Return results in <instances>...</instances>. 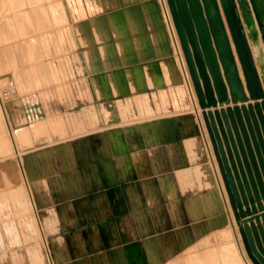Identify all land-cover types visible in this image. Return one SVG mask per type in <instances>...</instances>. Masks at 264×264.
Listing matches in <instances>:
<instances>
[{
	"label": "rangeland",
	"instance_id": "374dc122",
	"mask_svg": "<svg viewBox=\"0 0 264 264\" xmlns=\"http://www.w3.org/2000/svg\"><path fill=\"white\" fill-rule=\"evenodd\" d=\"M70 1L18 0V7L12 6V0L0 1V58L5 61L0 59V65L4 63V67H0V93L12 127L27 130L30 135L19 152L28 163L37 215L56 264H104L106 258L120 264L122 258H131L130 246H137L139 250V256L133 260L138 262L143 258L144 264H189V258L206 256L213 245L219 258H226L228 252L222 250L224 243L219 244V232L220 228L229 229L232 224L225 208L207 211L205 198L217 194V190L201 184L204 175L197 172L207 165V172L212 174L193 110L194 94L187 90L180 98L175 85L164 79L160 62L165 55L154 53L143 60L135 57L125 63H119L118 55L111 58V62L118 60V66L104 67L103 58L98 54L100 45L114 44L124 37L110 33L102 38L98 31L86 27L92 20H106L128 3L136 4L141 0ZM74 6L77 9H73ZM54 11L60 13L59 16ZM145 30L150 33L153 28L148 26ZM128 35L133 41L136 31L129 28ZM248 42L253 54L254 42L250 37ZM152 60L161 83L151 85L145 70L150 72L154 67ZM136 64L145 75L143 86L134 85V91L128 83L125 90L113 92L112 73L118 70L126 73ZM104 77L107 87L103 84ZM188 79L194 93L191 77ZM135 93H146L150 100L148 106L137 104ZM161 97L168 104L162 103ZM173 97L178 101L174 103ZM118 100L126 103V108L124 105V108L116 107ZM122 110L124 114L127 111L125 115ZM120 114L125 117L122 119ZM171 124L172 128L167 130ZM1 129L3 134V127ZM185 141L190 142L191 147ZM0 145L5 147L0 150V264H47L41 256L43 237L40 238L36 229L35 215L29 208L24 188L5 190L6 183L16 186L20 180L12 153L1 142ZM211 179H214L213 174ZM194 201L198 211L201 209L199 217L198 211L190 210V203ZM219 216L224 219L219 220ZM223 237L228 238L227 232ZM147 245L153 246L158 256L156 261L149 259ZM37 254H41L39 258ZM82 258L92 259L89 263ZM224 261L227 262H221Z\"/></svg>",
	"mask_w": 264,
	"mask_h": 264
},
{
	"label": "water",
	"instance_id": "95a60500",
	"mask_svg": "<svg viewBox=\"0 0 264 264\" xmlns=\"http://www.w3.org/2000/svg\"><path fill=\"white\" fill-rule=\"evenodd\" d=\"M167 2L244 250L264 264V62L245 28L256 37V20L264 44V0Z\"/></svg>",
	"mask_w": 264,
	"mask_h": 264
},
{
	"label": "bare ground",
	"instance_id": "6f19581e",
	"mask_svg": "<svg viewBox=\"0 0 264 264\" xmlns=\"http://www.w3.org/2000/svg\"><path fill=\"white\" fill-rule=\"evenodd\" d=\"M1 1V0H0ZM101 1V0H100ZM124 1H127V0H124ZM135 1V0H134ZM96 2V1H95ZM98 2V1H97ZM115 2V1H114ZM93 3V2H92ZM91 3V4H92ZM110 3V2H109ZM100 5V3H99ZM98 5V6H99ZM111 5V4H110ZM88 6V5H87ZM112 6V5H111ZM125 6V5H124ZM82 7V6H81ZM97 7V6H96ZM100 7V6H99ZM106 7V6H105ZM2 8V7H1ZM84 8V7H83ZM93 9V7H91ZM95 8V7H94ZM101 8V7H100ZM114 8V7H112ZM52 9V8H51ZM75 9V8H73ZM87 9H89L87 7ZM91 9V10H92ZM1 10V9H0ZM54 10V8H53ZM57 10V9H56ZM81 10V9H80ZM85 10V9H83ZM95 10H97L95 8ZM100 10V9H99ZM52 11V10H51ZM58 11V10H57ZM90 10H88L89 12ZM101 11V10H100ZM55 13H57V15L59 16L58 12L54 11ZM91 12H94L91 11ZM108 12V11H106ZM54 13V14H55ZM99 13V11H98ZM102 13V12H101ZM87 14V13H86ZM85 14V15H86ZM95 14V13H94ZM56 15V16H57ZM84 15V14H83ZM84 15V16H85ZM91 15V13H90ZM83 18V17H82ZM223 18H224V21H225V17L223 15ZM60 19V17H59ZM58 19V22L61 21ZM90 20V19H89ZM92 20V19H91ZM100 21L99 22H95V20H92V22L88 23L86 25V27L88 29H91L92 31H95L99 34V36L101 35L102 38H106L107 36H109L110 33H114L116 36H118V38H122L124 37V39H120V41L114 43V44H106V45H100L101 47L99 48V56L101 58H103V65L104 67H108L110 65H117L118 64V60L116 61H113L111 62V58L112 57H118L119 55V63L120 61L122 62H128L129 60H133L135 57H140L142 58H145L147 56H150L152 54H157L158 56L160 55H165L166 57L161 60L160 62V65L162 68V72H163V76H164V79L167 81V82H171L173 83L176 87V90H177V93L179 94V96H185L186 93H187V90L191 93V94H194V97L196 99V101H194L195 104L194 107H193V110H194V113H195V117H196V120L198 122V126L200 127L201 129V132H202V136H203V139L205 141V144H204V141H203V144L204 146L206 145V148H207V152L208 153V156H209V166L211 167L212 169V174H213V180L211 179L212 177V174L211 173H208L207 172V165H204L201 167V169H199V175L200 173L204 176V179H200V182H202L201 184L205 183L206 185L208 184L209 187H216V192L217 194H213L212 196L211 195H208L207 197L205 198V202H206V207H207V211L211 210L213 212L217 211L218 209H222V211L225 210L227 211V214H228V217H229V220L232 224V227H230L229 229L226 228H220V239H219V244H223L224 247L222 250H225L228 252V255L226 258H219V255H218V251L216 250V247H214L213 245V248H210L208 249V253L206 256H200L198 258H189V264H252L251 261L249 260V258L247 257L246 255V252L244 250V247H243V243H242V240H241V236H240V233L238 231V226L236 224V221L234 219V215H233V212H232V208H231V205H230V202H229V198H228V195H227V192H226V189H225V186H224V183H223V179H222V176H221V173H220V170H219V166H218V163H217V160H216V156H215V153H214V150H213V146H212V142H211V139H210V136H209V133H208V130L206 128V125H205V122H204V119H203V116H202V109L200 108L199 104H198V99H197V96H196V92L193 93V90H192V87L191 85L189 84V77H190V73H189V70H188V66H187V63H186V60H185V57H184V53H183V50H182V46H181V43H180V40H179V37H178V34H177V31H176V28H175V25H174V22H173V19H172V15H171V12H170V9H169V6H168V2L167 0H141L139 3H128V5H126V7L124 9H121V10H118V11H115L113 13H111L110 15H108L107 19L106 20H103L102 18L99 19ZM255 21V28H256V34L257 36L254 37L252 34H251V31L249 30V28L246 26V30H247V33H249L248 37H250L253 42H254V52H253V57H254V60L256 62V65H257V69L258 71L260 72L261 71V64L264 62V44H263V41L261 39V36H260V30H259V27H258V24ZM81 23V22H80ZM147 23L149 24L148 26H151L153 28V30L148 33L145 29L147 26ZM82 24V23H81ZM82 28V26H81ZM131 28V30H135L136 31V35H135V38H133L134 40L132 41L130 38H129V35H128V29ZM150 28V27H149ZM83 29V28H82ZM83 31V30H81ZM94 33V32H93ZM85 35V34H84ZM87 36V35H86ZM83 37V36H82ZM97 37V36H96ZM88 39V38H87ZM97 39V38H96ZM94 39V40H96ZM85 40V39H84ZM83 40V42H84ZM99 40V39H98ZM96 40V41H98ZM86 41V40H85ZM89 42H92L91 40L88 39ZM88 41L86 43H88ZM102 41V39H101ZM95 42V41H94ZM92 44V43H90ZM87 45V44H86ZM231 46H232V49L235 53V49H234V44H233V41L231 40ZM98 47V46H97ZM89 48V47H88ZM87 48V49H88ZM86 49V50H87ZM85 50V51H86ZM90 50V48H89ZM90 52V51H89ZM88 52V54H89ZM86 53V52H85ZM85 53H84V57H85ZM87 54V53H86ZM87 56V55H86ZM90 56V55H89ZM3 57V56H2ZM1 61L2 58H0ZM91 59V58H90ZM92 60V59H91ZM88 61V60H87ZM86 61V62H87ZM236 61H237V64H238V67H239V71H240V76L241 78L243 79L244 81V77H243V72L241 70V66H240V62L238 60V57L236 56ZM5 62V61H3ZM117 62V63H116ZM2 63V62H1ZM13 63V62H12ZM89 63V62H88ZM116 63V64H115ZM4 63H2L1 65L3 66ZM151 64L152 66H154L150 72L147 71V69L145 70V74L148 78V81L149 83H156V84H159L161 83V77L158 75L157 71L154 69L155 68V63L154 61L152 60L151 61ZM0 65V67H1ZM89 65V64H88ZM118 66V65H117ZM4 67V66H3ZM113 67V66H112ZM91 67H89L88 69H90ZM105 69V68H104ZM107 69V68H106ZM103 70V69H102ZM90 72V70H89ZM2 74V73H0ZM183 76H182V75ZM1 76V75H0ZM3 76V75H2ZM5 76V75H4ZM144 72H142V69L141 67L136 64L134 65L133 67H131L130 69H127L126 70V73L122 70H118V71H114L112 73V76L110 77L111 79V86L113 85V92H117V91H122V90H125L127 88V85L129 83V85L131 86V88H133V90L135 91V87L134 85L136 84H139L140 86H143L144 84V80H145V77H144ZM1 78V77H0ZM6 78V77H5ZM146 78V79H147ZM4 79V78H3ZM7 79V78H6ZM184 79H185V83H184ZM192 80V79H191ZM8 81V80H7ZM110 81V80H109ZM166 82V83H167ZM1 83V82H0ZM95 83V82H93ZM8 84V83H7ZM98 84V82H97ZM103 84L107 87V84H106V79L105 77L103 78ZM186 84L187 87L184 85ZM95 85V84H94ZM147 85V84H146ZM149 85V84H148ZM152 85V84H151ZM162 85V84H161ZM1 86V84H0ZM12 86H13V83H12ZM145 86V85H144ZM169 86V85H168ZM16 87V86H15ZM151 87V86H150ZM156 87V86H155ZM130 88V87H129ZM130 88V89H131ZM142 88V87H140ZM168 88V87H167ZM112 89V88H111ZM161 89V88H159ZM171 89V88H170ZM88 90V89H87ZM139 90V89H138ZM142 90H144V88H142ZM173 90V89H172ZM11 91V90H10ZM96 91V89H95ZM98 91V90H97ZM164 91V89H163ZM175 91V90H174ZM89 92V90H88ZM112 92V93H113ZM161 92V91H160ZM176 92V91H175ZM97 93V92H95ZM163 93V92H162ZM164 93H166L164 91ZM171 93V91L169 92ZM90 94V93H89ZM155 94V93H154ZM173 94V92H172ZM152 95V94H151ZM159 97H160V94H158ZM98 96V95H97ZM166 96V95H165ZM175 96V95H174ZM180 96V98H181ZM171 97V96H170ZM91 98V97H90ZM98 98V97H97ZM154 98V95L153 97ZM156 98V97H155ZM167 98V97H166ZM175 97H173L172 99L174 100ZM179 98V99H180ZM185 98V97H184ZM135 102L141 106H144V105H147L150 103V100L149 98L147 97L146 93H142V94H137L135 93ZM159 99V98H158ZM163 99V100H162ZM7 100V99H6ZM162 100V103L165 104V102L167 103V100H165L163 97H161ZM169 100V99H168ZM172 100V101H173ZM184 100V99H183ZM155 101V100H153ZM159 101V100H158ZM165 101V102H164ZM178 100H174V103L177 102ZM182 101V100H181ZM180 101V103H182ZM108 102V100H107ZM130 102V101H129ZM149 102V103H148ZM118 103H119V106H116V107H120L121 105V108H126L125 104L121 103L120 100H118ZM131 103V102H130ZM161 103V104H162ZM128 104V103H127ZM160 104V105H161ZM168 104V103H167ZM173 104V103H172ZM179 104V103H178ZM177 104V105H178ZM185 104V103H184ZM124 105V107H122ZM155 105V104H154ZM158 105V103H157ZM156 105V109H159L158 106ZM90 106V105H89ZM107 106V105H106ZM109 106V105H108ZM130 106V105H129ZM161 106H164V105H161ZM167 106V105H166ZM83 107V106H82ZM97 107V106H96ZM103 107V106H102ZM187 107V106H186ZM129 108V107H128ZM141 108V107H140ZM176 108V106H175ZM174 108V109H175ZM178 108V107H177ZM185 108V107H184ZM7 107H6V103L4 102V99L0 93V117H1V121L0 122L2 125H0V129L1 127L3 128H6L7 132H8V135L10 137V140H13L14 142L16 141V144H15V148L17 151H19L20 149V146L23 145L24 143H26L27 139H28V131L27 130H24V129H19V130H15L14 128L12 129V125H11V122L10 120L7 118ZM120 109V108H119ZM145 109H146V106H145ZM152 108H150L149 110H151ZM163 109V107H162ZM167 109V107H166ZM183 109V107H182ZM186 109V108H185ZM127 110V109H125ZM124 110V111H125ZM169 110V109H167ZM16 111V110H15ZM91 111V110H90ZM89 111V112H90ZM105 111V110H104ZM122 110V113L124 112ZM128 111V110H127ZM126 111V112H127ZM141 111V110H140ZM147 111H148V108H147ZM166 111V110H165ZM172 111V110H171ZM184 111V110H182ZM187 111V110H186ZM119 112V111H117ZM125 112V114H126ZM133 112V111H132ZM163 112V111H162ZM167 112V111H166ZM14 113V112H13ZM108 113V112H107ZM121 113V112H120ZM130 113V112H129ZM142 113V111L140 112ZM153 113V111H152ZM86 114V113H85ZM124 114V113H123ZM123 114L121 116H123ZM124 114V115H125ZM147 114V112H146ZM149 114V113H148ZM170 114V113H169ZM173 114V113H172ZM96 115V114H95ZM143 115V114H142ZM166 115V114H165ZM3 116V118H2ZM90 116V115H89ZM92 116H94L92 114ZM106 116V114H105ZM120 117V116H119ZM125 116L121 117L122 119L124 118ZM194 117V118H195ZM94 118V117H93ZM170 118V117H169ZM96 119V117L94 118ZM150 119V118H149ZM189 119V118H188ZM67 121V120H66ZM82 121V120H81ZM98 121V120H97ZM96 121V122H97ZM63 122V121H62ZM190 122V121H189ZM187 122V123H189ZM61 123V122H60ZM65 123V121H64ZM77 123V122H76ZM83 123V122H82ZM90 123V122H89ZM125 123V122H124ZM161 123V122H160ZM191 123V122H190ZM121 124V123H120ZM81 125V124H80ZM189 125V124H188ZM62 126L63 123H62ZM61 127V129H63V127ZM83 126V125H82ZM165 126L166 123H165ZM59 127V126H58ZM59 127V128H60ZM71 127V126H70ZM108 127V126H107ZM164 127V126H163ZM80 128V127H79ZM82 128V127H81ZM102 128V127H101ZM167 130L168 128H172V124L169 126V127H166ZM31 129V128H30ZM52 129V128H51ZM55 129V128H53ZM65 129V128H64ZM165 129V128H164ZM57 130V129H56ZM2 129L0 130V133H1ZM27 131V132H26ZM59 131V130H58ZM57 131V132H58ZM76 131V130H75ZM81 131V129H80ZM36 132H37V129H36ZM60 135L61 136V131H59ZM38 133V132H37ZM53 133H56L53 131ZM62 133H65L64 131ZM166 133V132H165ZM168 133V132H167ZM170 133V132H169ZM2 134V133H1ZM0 134V142L2 143V145H5L6 147L8 146V143L4 140V136ZM68 134V133H67ZM111 134V133H110ZM172 135V134H171ZM175 135V134H174ZM38 136V135H37ZM53 136V135H52ZM64 136V134H63ZM201 136V137H202ZM56 137V136H55ZM201 137H200V141H201ZM71 138V137H70ZM115 138V137H114ZM63 139V138H62ZM196 139V137H195ZM185 140V139H184ZM191 140V138H190ZM183 141V140H182ZM186 142V141H185ZM197 142V141H196ZM199 142V141H198ZM119 145H123L121 143V141H118ZM187 143H190V142H186V145ZM195 143V142H194ZM67 144V143H65ZM80 144V143H79ZM190 147H191V143L189 144ZM197 145V144H195ZM195 145H193L195 147ZM1 146V145H0ZM124 147V146H123ZM188 147V146H187ZM198 147V146H196ZM3 148L5 147H0V150H2ZM205 148V149H206ZM189 149V148H188ZM191 149V148H190ZM192 150V149H191ZM21 151V150H20ZM173 151V150H172ZM189 151V150H187ZM139 153V152H138ZM190 153V152H189ZM188 153V154H189ZM83 154V153H82ZM192 154V153H190ZM140 156V155H139ZM12 158V157H11ZM176 158V157H175ZM206 158V157H205ZM3 159V157L1 158ZM134 159V158H133ZM4 160V159H3ZM2 160V161H3ZM206 161V160H205ZM208 162V161H207ZM104 163V162H103ZM205 163V162H204ZM202 164V163H201ZM207 164V163H206ZM104 165V164H103ZM3 166V164H2ZM15 166L17 168V171H18V175H19V184L16 185V186H9L7 185L6 183V188H9L11 187L12 189H16V188H22L21 187V184L23 183L22 181H24V166H23V162H21V159H20V155L17 157V161H15ZM192 166V165H191ZM104 167V166H103ZM187 167V166H186ZM197 167V165L195 166ZM199 164H198V168H199ZM185 169V168H184ZM184 169H182L184 171ZM188 169V168H187ZM190 169V168H189ZM196 169V168H195ZM1 170V168H0ZM110 171V170H108ZM179 171V169H178ZM177 171V172H178ZM11 172V168H10V171ZM112 172V171H111ZM180 172H181V169H180ZM190 172V171H189ZM107 173V172H106ZM179 173V172H178ZM177 173V174H178ZM183 172H181L182 174ZM196 173V172H195ZM11 174V173H10ZM14 174V172H13ZM11 174V175H13ZM17 174V173H16ZM107 174H111L110 172H108ZM113 174V173H112ZM180 174V173H179ZM178 174V175H179ZM184 174V173H183ZM190 175V173H188ZM177 175V176H178ZM187 175V174H185ZM198 175V176H199ZM191 176V175H190ZM197 176V175H196ZM197 176V178H198ZM14 177V176H13ZM185 177V176H184ZM9 178V177H8ZM177 178V177H176ZM179 178H181V176L179 175ZM178 178V179H179ZM200 178V177H199ZM182 179V178H181ZM186 179V177H185ZM195 179V177H194ZM193 179V180H194ZM13 180V179H12ZM10 180V181H12ZM18 180V179H17ZM188 180V179H187ZM163 181V180H162ZM184 181V180H183ZM186 181V180H185ZM191 181V180H190ZM188 180V182H190ZM214 181V183H213ZM8 182V181H6ZM187 182V181H186ZM187 182V183H188ZM2 183V182H1ZM13 183V182H12ZM11 183V184H12ZM181 183V182H180ZM192 183V182H191ZM190 184V183H189ZM188 184V185H189ZM205 184H203L205 186ZM5 185V184H4ZM181 185V184H180ZM192 185V184H191ZM195 185V184H193ZM200 185V183H199ZM202 185V187H203ZM1 186V185H0ZM3 186V185H2ZM183 186V184H182ZM186 186V185H184ZM201 186V185H200ZM189 187V186H188ZM5 188V187H4ZM18 188V189H19ZM182 188V187H181ZM193 188V187H192ZM195 188V187H194ZM193 188V189H194ZM183 189V188H182ZM190 189H191V186H190ZM28 190V188H27ZM186 190V189H185ZM201 195V194H200ZM171 196V195H170ZM169 197V195H168ZM173 197V196H171ZM200 197H203V196H200ZM149 198V197H148ZM198 198V197H197ZM193 201V199H190V201ZM203 201V200H202ZM204 203V202H202ZM174 204V203H173ZM191 208H188L190 210H192V213L194 211L197 212L198 211V205H197V202H193V204L190 203ZM189 206V205H188ZM200 206V205H199ZM205 207V208H206ZM204 208V206H203ZM206 210V209H205ZM139 211V210H138ZM152 211V210H151ZM201 211V209L196 213L197 217H199V212ZM221 211V212H222ZM191 212V211H190ZM220 212V213H221ZM208 213V212H207ZM212 213V212H211ZM191 214V213H190ZM202 214V212H201ZM195 216V214H194ZM201 216V215H200ZM196 217V218H197ZM211 217V216H210ZM216 217V216H215ZM36 218V217H35ZM195 218V217H194ZM222 216L220 217L219 216V220H222ZM211 219V218H210ZM224 219V218H223ZM217 221V220H216ZM210 222V221H209ZM214 222V220H213ZM36 224H37V221H36ZM225 224V223H224ZM224 224H221L222 226H224ZM206 225V224H205ZM210 225V223H209ZM37 226V231L39 230L38 228V224L36 225ZM211 226V225H210ZM215 226V225H214ZM216 228V227H215ZM218 228V229H219ZM216 228V230H218ZM213 230V229H212ZM211 230V231H212ZM215 230V229H214ZM213 230V231H214ZM211 231H209L210 235H211ZM219 231V230H218ZM141 232V231H140ZM227 232V235H228V238H224L223 235L226 234ZM208 233V234H209ZM213 233V232H212ZM216 233V232H215ZM206 234V233H204ZM214 234V233H213ZM212 234V235H213ZM207 235V234H206ZM206 235H204L206 237ZM171 236V235H170ZM203 236V235H202ZM214 236V235H213ZM209 236H207L206 238H208ZM205 239V238H204ZM213 239V237H212ZM153 240V239H152ZM207 240V239H206ZM205 240V242H206ZM173 241V240H172ZM208 241V240H207ZM218 242V241H217ZM149 243V242H148ZM155 243V242H154ZM159 243V241H158ZM170 243V241H169ZM212 243V242H211ZM153 245V244H152ZM157 245V244H156ZM192 245V244H190ZM188 245V246H190ZM212 245V244H211ZM217 245V244H216ZM135 246V245H134ZM146 246V244L144 245ZM155 246V245H154ZM196 246V245H195ZM194 246V247H195ZM31 247V246H30ZM33 247V246H32ZM43 249H44V253L43 255V260L44 262H46L47 264H55L54 263V258L51 256V252L49 251V247H47V245H45V241H43ZM39 248V247H38ZM134 248V249H133ZM190 248V247H188ZM192 248V247H191ZM149 254V259L150 260H154L156 261V256L154 254V249H153V246L151 245H147V249H146ZM159 250V249H158ZM232 250V251H231ZM190 251V250H189ZM198 251V250H197ZM128 252H129V255L131 258H136L139 256L138 254V248L137 246L133 247V246H130L128 247ZM188 252V251H187ZM40 253V252H39ZM193 253H194V250H193ZM197 253V252H196ZM157 254V253H156ZM160 254V253H159ZM170 254V253H169ZM192 254V253H191ZM38 258H39V254H37ZM147 255V254H146ZM193 255V254H192ZM174 256V255H173ZM172 256V257H173ZM178 256V255H177ZM21 257V256H20ZM158 257V256H157ZM170 257H171V254H170ZM18 258V257H17ZM51 259V262H50V259ZM169 258V257H168ZM22 259V258H20ZM32 259V258H31ZM35 259V258H34ZM33 259V260H34ZM18 260V259H17ZM37 260V258H36ZM145 260V259H144ZM149 260V261H150ZM222 260H227L224 261V262H221ZM39 261V260H37ZM36 261V262H37ZM158 261V260H157ZM21 262V261H20ZM40 262V261H39ZM23 263V262H21ZM137 262L134 261L133 264H136ZM138 263H142L141 261H138ZM15 264V263H13ZM105 264V263H104ZM107 264V263H106ZM157 264V263H156ZM164 264V263H163Z\"/></svg>",
	"mask_w": 264,
	"mask_h": 264
},
{
	"label": "crops",
	"instance_id": "0c3cea01",
	"mask_svg": "<svg viewBox=\"0 0 264 264\" xmlns=\"http://www.w3.org/2000/svg\"><path fill=\"white\" fill-rule=\"evenodd\" d=\"M13 2V4H12V6L14 7V6H16V7H18L19 6V2H18V0H12ZM75 0H71L70 2L72 3V2H74ZM73 8H75V9H77V7H73ZM2 118H3V116H2ZM7 118L9 119V117H8V115H7ZM4 119V118H3ZM10 120V119H9ZM12 129H13V127H12ZM1 135H3L4 137V140L8 143V146H7V148H9V150H10V152L12 153V155H13V157H14V159H15V161H17V157L20 155V152L19 151H17L16 150V148H15V144H16V141L14 142L13 140H10V137H9V135H8V132H7V130H6V128H3V134H1ZM29 139H30V135H29V133H28V139H27V141L26 142H28L29 141ZM20 159H21V162H23V166H24V181H22L23 183L21 184V187L22 188H24V191H25V195H26V197H27V199H28V203H29V208H31L32 210H33V213H34V210L36 211V213L38 214V211H37V206H36V203H35V200H34V196H33V192H32V185H31V181H30V179H29V167H28V163L27 162H25L24 160H23V158H22V156L20 155ZM108 175V174H107ZM97 181L99 182V183H101L102 181H101V178L99 177V176H97ZM27 188H28V190H27ZM5 190H7V191H12V190H14V189H12L11 187H9V188H6ZM4 190V191H5ZM12 197H15V193L14 192H12ZM18 197V196H17ZM37 217H39V215H37ZM36 219V218H35ZM38 219H40V218H38ZM40 221V220H39ZM41 223V222H40ZM39 228V227H38ZM41 229H42V232H43V240H42V238H41V233H40V230H38V233H39V235H40V238H41V241H42V244H43V241H45V245H47V247H49V244H48V241H47V239H46V236H45V234H44V230H43V227H42V224H41ZM134 249V248H133ZM49 251H50V247H49ZM139 251V250H138ZM51 252V251H50ZM138 254H139V252H138ZM51 256H52V253H51ZM53 257V256H52ZM77 259H80V258H77ZM83 260L82 261H87V262H91V259L92 258H82ZM102 259H104V258H102ZM122 259H124V260H121L120 261V264H133V262L135 261V260H133V258H130L129 260H128V258H122ZM142 260H139V261H142V264H144L145 263V260H143V258H141ZM81 260V259H80ZM137 262V261H136ZM54 263L56 264V262H55V259H54ZM102 263H103V261H102ZM104 263H107V264H114V261H111V259L110 258H106L105 260H104ZM138 263V262H137ZM147 263H149L148 262V259H147ZM139 264V263H138Z\"/></svg>",
	"mask_w": 264,
	"mask_h": 264
}]
</instances>
